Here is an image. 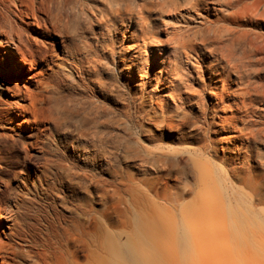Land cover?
Listing matches in <instances>:
<instances>
[{"label": "bare ground", "instance_id": "1", "mask_svg": "<svg viewBox=\"0 0 264 264\" xmlns=\"http://www.w3.org/2000/svg\"><path fill=\"white\" fill-rule=\"evenodd\" d=\"M68 1L0 0V56L7 65L0 73V165L19 144L27 156L49 145L53 155L62 140L82 159L100 164L101 157L105 158L101 154V132L93 131L92 123L74 118L69 101L59 100V92L48 78L58 42L55 36L63 39L67 29L64 11ZM92 2L94 12L86 16L87 20L98 26L115 20L139 25L143 45L151 42L155 47L154 60L159 55L164 57L168 41L162 40L154 28L149 31L151 15L187 5L222 16L227 23L222 30L210 29L183 38L176 49L187 56L189 52L209 54L210 63H217L222 70L220 77L230 82L228 90L238 115L233 122L244 126L245 118L252 113L259 118L254 124L258 127L250 131V136L245 135L246 141L264 140V117L252 106L264 98V92L253 87L251 81H244L248 67L264 65V0ZM249 28L254 30L252 37ZM162 68L168 69V64L163 63ZM16 71L20 77L11 82ZM27 72L33 74L21 79ZM216 84L209 87L210 97L216 102H211L214 108L229 95L225 83L221 87ZM4 91L9 93L5 99ZM60 130L64 133L58 135ZM244 130L237 131L239 138L245 137ZM216 144L183 147L188 161L176 171L171 167L178 164L177 160H148L160 176L147 190L129 186L126 209H119V203L107 206L103 219L92 228L88 203L83 199L75 206L76 217L66 220L60 229L48 230L41 240L38 234L29 232L23 236L13 223L9 224V231L0 233V264H264V173L248 162L230 166L229 156L218 160ZM177 182L182 185L176 186ZM5 212L11 217V207ZM114 214L127 219L119 221L123 227L117 230L111 229Z\"/></svg>", "mask_w": 264, "mask_h": 264}, {"label": "rangeland", "instance_id": "2", "mask_svg": "<svg viewBox=\"0 0 264 264\" xmlns=\"http://www.w3.org/2000/svg\"><path fill=\"white\" fill-rule=\"evenodd\" d=\"M94 7L92 0L68 1L64 11L67 29L63 39L55 36L58 42L48 78L57 88L59 100L69 101L74 118L92 123V130L101 132L104 144L101 154L105 158L101 157L100 164L82 159L64 140L57 144L53 155L49 145L45 152L27 156L19 144L0 165L1 234L9 231L8 225L13 223L21 235L38 234L41 240L48 230L60 229L66 220L76 217L79 199L88 203L92 228L103 219L107 206L119 203V209H126L129 186L147 190L160 176L147 164L148 160L166 157L178 161L171 167L174 171L185 167L188 157L182 153L183 147H211L218 142V160L229 156L230 166L248 162L264 173V140L249 143L245 136L258 127L254 124L259 118L250 113L244 126L242 122L234 123L238 115L228 90L230 82L220 77V66L210 63L208 53L204 57L203 52L199 55L189 52L187 56L176 49L183 38L210 29L222 30L227 24L222 16L187 5L151 15L149 31L154 28L162 40L168 41L164 57L159 55L154 60L155 47L151 42L143 45L139 25L115 20L98 26L86 19ZM248 31L252 37L254 30ZM31 33L33 36L34 32ZM161 63L168 64V69L162 68ZM6 66L0 56V73ZM247 71L244 81H251L253 87L264 92V65H251ZM32 74L27 72L21 79ZM18 77L16 71L10 81ZM215 82L218 87L225 83L229 94L218 108L213 107L212 103L216 102L209 91ZM8 95L7 91L3 92V98ZM252 106L264 117L263 97ZM242 127L246 128L242 132L245 137L239 138L237 131ZM63 133L60 130L58 135ZM88 154H92L90 150ZM8 206L11 217L5 216ZM112 218L111 229L115 230L123 227L119 221H127L118 219L116 214Z\"/></svg>", "mask_w": 264, "mask_h": 264}]
</instances>
